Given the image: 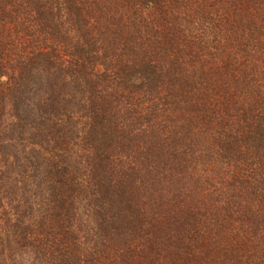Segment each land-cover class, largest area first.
<instances>
[{"label": "trees", "instance_id": "16d2710c", "mask_svg": "<svg viewBox=\"0 0 264 264\" xmlns=\"http://www.w3.org/2000/svg\"><path fill=\"white\" fill-rule=\"evenodd\" d=\"M0 264H264V0H0Z\"/></svg>", "mask_w": 264, "mask_h": 264}]
</instances>
